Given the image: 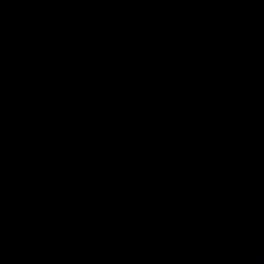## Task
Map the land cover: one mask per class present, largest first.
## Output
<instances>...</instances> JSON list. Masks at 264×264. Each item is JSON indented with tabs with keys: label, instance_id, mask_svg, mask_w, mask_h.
Here are the masks:
<instances>
[{
	"label": "water",
	"instance_id": "obj_1",
	"mask_svg": "<svg viewBox=\"0 0 264 264\" xmlns=\"http://www.w3.org/2000/svg\"><path fill=\"white\" fill-rule=\"evenodd\" d=\"M0 264H264V0H0Z\"/></svg>",
	"mask_w": 264,
	"mask_h": 264
}]
</instances>
